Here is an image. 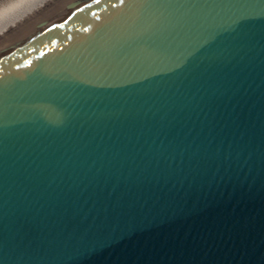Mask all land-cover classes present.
Wrapping results in <instances>:
<instances>
[{
    "label": "water",
    "instance_id": "water-1",
    "mask_svg": "<svg viewBox=\"0 0 264 264\" xmlns=\"http://www.w3.org/2000/svg\"><path fill=\"white\" fill-rule=\"evenodd\" d=\"M0 264H264V0H47L1 32Z\"/></svg>",
    "mask_w": 264,
    "mask_h": 264
},
{
    "label": "bare ground",
    "instance_id": "bare-ground-1",
    "mask_svg": "<svg viewBox=\"0 0 264 264\" xmlns=\"http://www.w3.org/2000/svg\"><path fill=\"white\" fill-rule=\"evenodd\" d=\"M47 0H0V33L20 21Z\"/></svg>",
    "mask_w": 264,
    "mask_h": 264
}]
</instances>
